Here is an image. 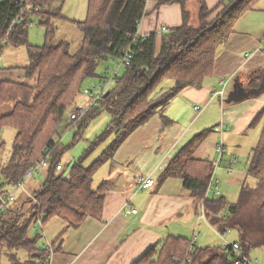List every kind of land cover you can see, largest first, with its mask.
<instances>
[{
  "label": "trees",
  "instance_id": "1",
  "mask_svg": "<svg viewBox=\"0 0 264 264\" xmlns=\"http://www.w3.org/2000/svg\"><path fill=\"white\" fill-rule=\"evenodd\" d=\"M53 1L0 0V56L9 44L26 46L30 62L25 69L27 76L35 80L34 84L0 82V109L8 105L0 110V151L5 145L1 137L3 128H16L12 152L0 164V194L6 196L17 190L27 170L49 155V164L42 171L45 179L39 188L31 185V189L28 181L25 189L17 190L13 201L4 204L0 199V264H40L49 257L54 246L48 245L45 239L40 244L43 233L38 230L41 227L44 231V226L55 216L74 227L89 217H102L109 186L103 181L98 188L93 187L98 167L184 88L203 84L213 73L218 47L232 33L240 16L258 0H222L223 7L219 10L209 8L205 0H200L198 20L194 23L190 21L186 0H172L183 5V23L162 33L159 53L156 51L159 32L138 35L147 0H88L87 17L72 20L83 33L76 50L67 40L51 42L57 31L55 19H67L62 14L66 0H58L55 8ZM19 14L20 22L11 27ZM33 14L46 27L44 45L29 41ZM128 50L132 54L131 62L117 76L115 86L106 90L89 113L73 124L83 131L102 110L111 115L106 130L92 142L85 155L110 135L116 134V139L91 166H83L79 159L67 174L61 164L66 148L59 143L62 131L73 126L67 122V114L77 103L85 79L97 76L102 62L119 61ZM110 73L107 69L100 80H105ZM167 79L174 80L173 86L154 96ZM247 84L253 95L263 91L264 69L257 70ZM263 116L264 108L256 119ZM197 142L169 164L164 173L181 175L186 187L200 201L197 213L203 207L206 219L220 233L227 232L229 227L237 229L238 242L252 257L253 248L264 246V130L253 149L248 170L258 178L259 184L256 188L245 184L234 203L224 196L204 198L215 164L191 157ZM245 204L253 205L257 213L251 221L238 217ZM225 209L227 215H224ZM3 255L7 263L2 261ZM133 264H235V258L223 245L203 247L194 240L170 236Z\"/></svg>",
  "mask_w": 264,
  "mask_h": 264
},
{
  "label": "crops",
  "instance_id": "2",
  "mask_svg": "<svg viewBox=\"0 0 264 264\" xmlns=\"http://www.w3.org/2000/svg\"><path fill=\"white\" fill-rule=\"evenodd\" d=\"M221 1L205 0L209 8L218 10L223 7ZM185 2L186 9L190 11V21L194 23L198 20L200 0ZM182 23L183 5L180 2L147 0L138 32L141 35H150L159 32L162 26L174 28ZM161 42L162 33L159 32L157 53L160 52ZM10 46L15 45H7L1 56L6 55ZM19 47L21 46H15ZM19 53L22 54V51ZM5 59V65L0 62V82L34 84L35 80L27 76L25 69L30 62L28 50L22 63L7 62L8 59ZM259 69H264V0H258L237 20L232 33L218 47L213 73L205 78L203 84L184 88L167 106L159 110V117L150 118L151 120L139 126L122 142L113 156L98 167L93 187L98 188L103 181L109 186L102 217H89L78 227L71 226L59 216L48 221L44 231L47 244H52L54 251L40 264H133L151 247L170 236L191 239L203 247L222 246L223 237L217 227L210 224L206 217L205 222H202L203 218L197 213L200 201L191 189L186 187L183 177L177 174L168 175L164 173V169L195 141L198 142L191 157L194 160H208L214 163L213 157L217 150L204 152L205 149L201 146L204 135L209 130L212 131L209 128L213 127L214 131L221 135V142L225 147L221 162L224 166L219 170L220 178L215 175L218 186L223 184L224 178L221 175L231 173V164L234 167L240 162L242 147L247 145L246 143L256 141V145L252 146L253 150L264 130V116L256 119L264 108V90L253 95L247 84ZM231 81L234 84L236 81L241 82L249 95L240 101L227 104L225 99L234 89L232 85L227 90ZM223 87L224 98L213 96ZM196 105L202 107L200 112L195 109ZM7 106H2L0 110ZM216 127H222V131L215 130ZM102 134L95 136V140ZM111 138L110 144L102 150L96 160L115 141L116 134L107 139ZM218 143L220 142L216 145ZM250 157L251 154L242 166V175L245 176V171L247 175L241 180L242 188L245 184L251 187L247 182L248 177H255L248 171ZM240 166L241 164L236 173L240 171ZM148 177L154 179L155 184L140 189L138 181ZM34 179L28 182H32V186L36 185ZM255 179L257 187L259 180L257 177ZM225 190L222 196L228 202L234 203L233 196L225 195L227 188ZM229 193L235 192L230 190ZM130 207L137 209V212H129ZM227 214L228 210L225 209L224 215ZM228 230L234 232V241L240 239L237 229L229 227ZM255 248L264 249V246ZM250 254L252 255V250ZM259 254L263 256L264 252L260 251Z\"/></svg>",
  "mask_w": 264,
  "mask_h": 264
},
{
  "label": "rangeland",
  "instance_id": "3",
  "mask_svg": "<svg viewBox=\"0 0 264 264\" xmlns=\"http://www.w3.org/2000/svg\"><path fill=\"white\" fill-rule=\"evenodd\" d=\"M51 4H52V7L55 8L59 5V1L54 0ZM87 10H88V0H66L64 3V6H63L62 14L64 17L82 20V19H85L87 17ZM80 18H82V19H80ZM30 21H31V24L29 27V41H30V43L35 44V45H44L46 42V36H45L46 27L40 24V17L38 15H34V14L31 15ZM54 23L57 26V31H56L54 38L51 41L52 44L59 43L62 40H67V41L72 43V49L76 50L77 47L79 46V44L81 43L82 38H83L82 31L69 19L68 20L64 19V18L55 19ZM19 51H22V54L19 53ZM26 51H27L26 46H21L19 48H15V46H10L9 50H7V52H6V55L4 57L0 56V62H2L5 65L6 64L5 63L6 62L5 57H6L8 59L7 62L11 61V62L18 63V64L22 63L23 57H25ZM108 68H109V71H111V72H113V70L118 68L120 75H122L124 73V70H125L124 66H118V61L115 62L113 60L112 61L109 60V61L102 62L98 67V75L94 76V77L87 78L83 82L82 93L79 96L77 103L74 104L72 109L67 114V122L69 124H71V125L76 124L81 119H83V117H82L80 120L73 122L71 120V114L75 111V109L83 107L84 105L89 103L90 97L84 93V89L93 90L95 93L100 92V90H101V88L99 87V82L101 79L100 75H102L105 72V70ZM171 84H174V80L167 79L163 84V88L158 89L155 92L154 96L155 95L158 96L162 90L170 88ZM232 85H234V83L232 81L229 82V84L227 85V90H229ZM114 86H115V82L113 81L107 86L106 90H110ZM227 104H231V103H227ZM87 113H89V112H87ZM154 117H156V118L159 117L158 112L156 114H154L151 118L153 119ZM110 119H111V115L109 114V112L107 110L104 109L101 111V113L97 117L93 118L89 122L87 127L84 129V132H81L82 130H79V127L75 126V125L70 126L66 130L64 129L62 131L61 137L59 139V143L61 144V147L66 148V150L64 151V153L61 157V162H62L61 164L64 165V167H66V173L67 174L70 172L72 164L75 161H78L79 159L82 160L83 166L88 167V166L92 165L93 162L96 160L95 158L102 152V150L108 144H110L112 138L109 140L106 138L99 147H95V149L89 151L85 155L89 146L96 139L95 136L103 133V131L106 129L108 123L110 122ZM209 129H212V131L209 130L208 133L204 135L205 137L203 139V142H201V146H202L203 150L205 149L204 152H207V151H210V152L214 151L215 152L216 146H217L216 143L221 142V135L219 133H217L216 131H214L213 127H210ZM79 131L81 132V135L77 136ZM1 134H2V139L5 141V145L2 148V150L0 151V164H2L10 156V154L12 152L13 144H14V138H15V134H16V128H14L13 126H5L3 128ZM246 139L247 138H245V140ZM250 140H251V138H250ZM247 142H249V141H247ZM256 143H257L256 141H254V143H251V142L246 143L247 145H244L240 151V153H241L240 157L238 156L240 158V162H238L237 164L234 165L231 173L221 175V176H223L224 180H223V184L221 183L222 185L218 186L219 190L221 192L220 196H222V194L224 193V190L227 188V192L225 193V195H227L228 197H230L232 195L233 196V202L238 201V199L240 198L242 189H243L241 186V180L245 176H247L246 171H245V176L242 175V166L245 164V161H246L248 155L249 154L252 155V152H253L252 146L256 145ZM251 144H253V145H251ZM218 158H219V154H218V152H215L213 159H214V164L216 166V170L214 173H215V175L217 174V176L219 177V170H221V168L224 165H223V163H221L222 161L219 162L218 164H216V160ZM240 164H241L240 171L238 173H236ZM226 178H227V180H226ZM32 179H34V178H32ZM35 179L33 180V182L36 183V185H33V187L37 189V188H39L40 184L45 179L43 172H42V174H40V176L36 177ZM247 182L251 185L252 188H256L255 187L256 186L255 177H252V176L248 177ZM31 184H33V183L32 182L30 184L28 183V186L30 187ZM223 185L226 186V188ZM30 188L33 189L32 187H30ZM230 190H232L235 193L234 194L229 193ZM256 214L257 213L255 212L253 205L245 204L241 208V210L238 214V217H240L241 219L245 218V219H247L246 221H251L253 218H255ZM202 218H203L202 222H205L204 221L205 217H202ZM38 232L43 233V237H41V239H40V244H41V242H43V239H46L45 241L47 243L46 234H45V231H43V228L39 227ZM234 235L235 234L232 230H228L225 233V237L229 241H234V239H233ZM220 237H221V235H220ZM223 241H224V238H223L222 242ZM219 242L221 243V239H219ZM260 251L264 252V249H262V248H253L252 249V255H251L252 258L258 259V262H256V264H264V255L260 256V254H259ZM22 256L24 257L25 253H23ZM2 261L4 263H7V257L5 255H3V257H2Z\"/></svg>",
  "mask_w": 264,
  "mask_h": 264
},
{
  "label": "built area",
  "instance_id": "4",
  "mask_svg": "<svg viewBox=\"0 0 264 264\" xmlns=\"http://www.w3.org/2000/svg\"><path fill=\"white\" fill-rule=\"evenodd\" d=\"M17 2H19V0H17ZM23 2H24V0H22V3ZM27 7H28V5H27ZM24 10L25 9L21 10L20 12L23 13ZM20 19H21V14L17 15V17L13 21L11 27L13 26V24L15 22H20ZM167 31H168V27H166V26H162L159 29L160 33H164ZM138 35H141V34L139 33ZM131 59H132V54L128 50L127 52H125L123 57H121V59H119L118 66L129 65L131 62ZM119 74L120 73H119L118 68H117V69L113 70V72H111L109 77H107L105 80H100L99 87L101 88V90L98 93H95L93 90H90V89H85L84 90L85 94L90 97L89 103L84 105L83 107L75 109V111L71 114V120L73 122H76V121L80 120L82 117H84L87 114L90 107L97 104L98 99L106 91L107 86L113 81L116 82V78ZM223 84L225 87V83H223ZM224 87L221 90L214 93L213 96L217 95L219 97L224 98L225 97V88ZM195 109L198 112H200L202 110V107L200 105H196ZM215 130L222 131V127H216ZM224 149H225V147H224L223 142H220L217 144L216 150L219 154V158L216 160V164H218L219 162L222 161ZM48 164H49V155H47L39 163L35 164L33 167H31L30 169L27 170L24 179L18 183L17 190L25 189L27 182L29 180H31L32 178L39 176L41 174V172L43 171V169L46 166H48ZM59 168H61V166H59ZM232 168H233V165L231 164V166L229 168V172L232 171ZM215 170H216V166H215ZM215 170L213 171L211 179L209 181V185H208V188H207V191L205 194V198L209 197V195H211V194H213L214 196H220L221 195V192H220L219 187H218V180L216 179V176L214 173ZM154 184H155V180L152 178H149V177L146 179H142V180L138 181V185H139L140 189L151 187ZM17 190L7 194L6 196H2L0 194V199H1L2 203L5 204L7 202L13 201L16 197ZM129 212L136 213L137 209L130 207ZM200 216L205 217L203 207L201 209ZM225 233H221L222 237L224 238L223 247L225 249H229L232 252V254L234 255V258H235V264H256V262H258V259H253L252 257H249L245 253L243 246L238 241L227 240L225 237Z\"/></svg>",
  "mask_w": 264,
  "mask_h": 264
},
{
  "label": "water",
  "instance_id": "5",
  "mask_svg": "<svg viewBox=\"0 0 264 264\" xmlns=\"http://www.w3.org/2000/svg\"><path fill=\"white\" fill-rule=\"evenodd\" d=\"M249 95L246 87L241 83L236 81L234 84V89L229 93L228 97L225 99L227 103L237 102Z\"/></svg>",
  "mask_w": 264,
  "mask_h": 264
},
{
  "label": "bare ground",
  "instance_id": "6",
  "mask_svg": "<svg viewBox=\"0 0 264 264\" xmlns=\"http://www.w3.org/2000/svg\"><path fill=\"white\" fill-rule=\"evenodd\" d=\"M30 2V1H29ZM165 36V35H164Z\"/></svg>",
  "mask_w": 264,
  "mask_h": 264
}]
</instances>
